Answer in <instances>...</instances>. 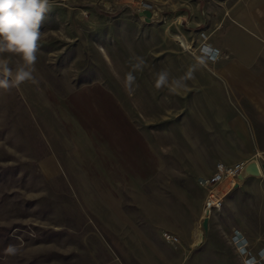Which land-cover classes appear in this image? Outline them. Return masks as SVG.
<instances>
[{"label": "rangeland", "instance_id": "1", "mask_svg": "<svg viewBox=\"0 0 264 264\" xmlns=\"http://www.w3.org/2000/svg\"><path fill=\"white\" fill-rule=\"evenodd\" d=\"M199 1L201 16L207 0H52L37 83L0 89V264H172L166 254L174 264L258 258L264 213L246 193L207 215L214 234L208 225L205 243L190 241L184 261L177 248L184 234L197 237L202 228L206 191L197 177L209 162L193 145L198 129L188 99L157 90L155 77L164 69L172 77L187 72L171 53L192 51ZM149 8L151 23L139 16ZM136 57L145 67L133 72L138 87L129 95L124 81ZM10 62L22 63L14 56ZM183 104L186 115H177ZM113 120L149 136L161 159L157 172L118 147ZM236 231L245 252L232 239ZM165 232L179 237L175 247L165 245ZM148 236L162 249V262L154 261Z\"/></svg>", "mask_w": 264, "mask_h": 264}, {"label": "crops", "instance_id": "2", "mask_svg": "<svg viewBox=\"0 0 264 264\" xmlns=\"http://www.w3.org/2000/svg\"><path fill=\"white\" fill-rule=\"evenodd\" d=\"M200 5L199 1L193 8L192 42L195 44L192 51L171 53L181 58L187 70L190 66L196 67L191 84L187 83V88L175 95L184 101L188 99L191 121L198 129L193 132V145L200 154L208 156L209 165L205 170H199V176L210 174L217 161L246 163L255 160L261 166L264 164V0H207L201 16ZM203 45L213 51L216 60H209L205 51H200ZM165 56L167 59V52ZM200 59L204 61L203 65L198 63ZM113 106L116 105L113 103ZM188 110L183 104L176 109L177 115L185 116ZM112 123L117 130L111 134L117 139L118 147L131 151L132 158L155 165L152 168L157 172L161 159L157 157L149 136L139 131L121 130L119 120ZM231 190L224 202L229 200L234 204L239 201L241 193H246L259 199L264 213L263 171L260 177H246ZM208 225L209 233L212 231L210 220ZM199 230L197 237L193 233L182 236L184 241L177 246L182 254L181 261L191 253L189 242L195 244L199 240ZM147 238L148 246L150 243L156 246V249L150 246L156 256L154 261L162 262L164 258L159 253L162 249L149 236ZM165 245L174 246L172 243ZM170 258L166 254L165 261L176 263V258Z\"/></svg>", "mask_w": 264, "mask_h": 264}, {"label": "clouds", "instance_id": "3", "mask_svg": "<svg viewBox=\"0 0 264 264\" xmlns=\"http://www.w3.org/2000/svg\"><path fill=\"white\" fill-rule=\"evenodd\" d=\"M51 4L52 0H0V89L11 92L12 89L19 90L25 83H37L34 73L43 37L41 28ZM13 56L22 63L13 67L10 62ZM135 59L136 63L124 81L129 95L138 87L133 72L142 71L145 67L142 57ZM198 63L203 65L204 61L200 59ZM195 70V66H190L180 77H172L167 69L161 70L156 74L155 88H167L172 93L184 90L188 86L186 82L195 78ZM12 250L10 246L8 251Z\"/></svg>", "mask_w": 264, "mask_h": 264}, {"label": "built area", "instance_id": "4", "mask_svg": "<svg viewBox=\"0 0 264 264\" xmlns=\"http://www.w3.org/2000/svg\"><path fill=\"white\" fill-rule=\"evenodd\" d=\"M147 10H150V8ZM200 51H205L209 60L214 61L217 59L216 55H212L213 51L204 45L200 48ZM244 164L245 162L243 161L233 163L217 161L215 162L213 170L210 174L197 177L198 184L206 191L203 200V209L207 215L213 212V210H218L223 206L224 198L238 182L237 177ZM164 238L166 241L171 243H177L179 241V237L177 235L169 232L164 233ZM232 239L238 248L245 252L246 241L238 231H236V233L232 236ZM257 259L253 256L247 257L245 259V264H255V262L261 264L260 261L264 262V249H260Z\"/></svg>", "mask_w": 264, "mask_h": 264}, {"label": "water", "instance_id": "5", "mask_svg": "<svg viewBox=\"0 0 264 264\" xmlns=\"http://www.w3.org/2000/svg\"><path fill=\"white\" fill-rule=\"evenodd\" d=\"M140 17H143L147 23H151L153 19V13L150 10H144L139 13ZM264 172V164L259 166L255 160H250L246 162L241 169L240 173L238 174V181H242L246 177L254 176V177H260L262 171ZM238 183H236V186ZM201 229L199 230V240L195 243V246H198L201 244L202 240L204 239L205 232L208 228V216L205 213V216L203 217L202 223H201Z\"/></svg>", "mask_w": 264, "mask_h": 264}]
</instances>
